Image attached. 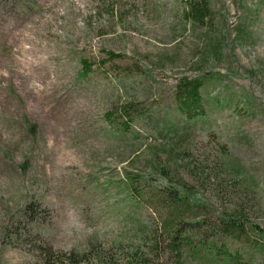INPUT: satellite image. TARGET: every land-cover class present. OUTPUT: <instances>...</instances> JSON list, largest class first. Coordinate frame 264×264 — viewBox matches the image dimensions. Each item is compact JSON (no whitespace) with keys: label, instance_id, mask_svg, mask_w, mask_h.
Wrapping results in <instances>:
<instances>
[{"label":"rangeland","instance_id":"1","mask_svg":"<svg viewBox=\"0 0 264 264\" xmlns=\"http://www.w3.org/2000/svg\"><path fill=\"white\" fill-rule=\"evenodd\" d=\"M30 5L0 0V264H67L90 244L128 264L154 238L149 264H223L177 257L174 226L264 264V0ZM201 76L189 120L178 85Z\"/></svg>","mask_w":264,"mask_h":264},{"label":"trees","instance_id":"2","mask_svg":"<svg viewBox=\"0 0 264 264\" xmlns=\"http://www.w3.org/2000/svg\"><path fill=\"white\" fill-rule=\"evenodd\" d=\"M31 0H17L19 7L23 8L28 6V10H33L30 5ZM204 7H195L194 12L203 18ZM106 55V60L112 61L121 57L119 54H114L113 52L106 51L104 52ZM104 63V62H103ZM81 64V73L80 76L86 78L91 72L94 64L88 62L87 60H80ZM205 76L196 77V78H182L178 85L177 93H176V101H177V109L180 114H183L187 117V119L191 120L203 115L202 109V98L200 95V90L204 85ZM127 128V125L125 126ZM175 193L171 192V196ZM38 208L33 203H29L25 206V216L27 222L36 223L38 218H36V210ZM41 213L43 211L41 210ZM189 225V224H186ZM174 228L169 233V244L168 247L170 250L179 257L184 249L191 250L193 253L198 254L202 253L207 257H211L223 264H231L239 261V254L237 252L232 253L225 245H222L218 248L213 247V242H199L197 244L191 243L190 237H188L189 228L184 229L183 227ZM242 226L239 225L237 218L229 219L224 223V227L222 228V232L227 237L239 238L242 235L243 229ZM254 230L258 236L264 235V230H260L258 227H254ZM28 231V230H27ZM12 237L18 238V232H12ZM21 237V236H19ZM147 248V251L141 250V247L135 248V251L130 254L126 259L128 264H149V253L155 252L158 249V240L154 238L150 244H145L144 248ZM96 249V250H95ZM95 252V257L97 259L98 264H117V260L112 257H108L107 252L102 250L101 248L95 247L93 244H90L88 250L75 255L73 252L65 255L60 261H64L67 264H86L87 254ZM63 263V262H62ZM181 264V262H178Z\"/></svg>","mask_w":264,"mask_h":264}]
</instances>
